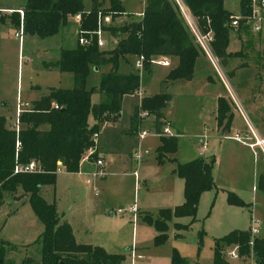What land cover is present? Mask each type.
Segmentation results:
<instances>
[{
	"label": "rangeland",
	"instance_id": "1",
	"mask_svg": "<svg viewBox=\"0 0 264 264\" xmlns=\"http://www.w3.org/2000/svg\"><path fill=\"white\" fill-rule=\"evenodd\" d=\"M145 2L146 0H124L122 6L128 13H141ZM239 2L240 0H225L224 8L232 16H239ZM24 4L25 0H0V115L11 121L14 119V106L18 101L30 103L51 88L73 87V75L70 72L60 71L49 65L59 59L61 49L74 47L75 25H68L59 34L47 38L29 36L22 31L20 37L15 36L18 28L11 23V15L6 9H11L10 13H16V9H22ZM105 4L108 7L109 0H105ZM84 5L88 9L89 0H85ZM181 6L186 11L182 3ZM179 9L184 18L180 7ZM127 15L114 17L110 25L118 26L128 21L129 14ZM192 19L195 21L193 16ZM71 21L75 19L69 18V24ZM102 40L105 42L103 50H112L116 44V39L111 38L108 33L102 34ZM227 50L234 56L227 67H223L213 53L218 64L216 69L202 52L193 74L189 76L190 79L185 77L173 83L165 80V76L176 65L175 59H167L169 68L151 64L150 75L135 69L136 59L132 56L127 59L119 58L116 68L120 74L139 75L140 96L159 92L171 95L172 100L163 112L167 120L175 125L171 133L177 138V151L174 155L177 163L183 164L199 157L215 155L219 174L225 171L224 147L221 144L223 140L220 137L226 130L216 125V114L213 112L217 96H221L229 104L233 103L231 88L235 92L239 89L259 91L258 96L254 97L256 113L264 120V86L259 88L261 82L264 85V22L257 33L246 27L231 31ZM111 69L110 64L100 66L97 71L90 68L86 88L98 87L102 77ZM93 100L97 101V97L94 96ZM131 103L130 98L123 100L120 123L115 125L119 127H110L105 132L108 144L113 143L116 138L123 151H127L129 144L134 143L133 140L125 141L116 136L129 124ZM233 107L235 113L230 112L232 117L227 131L231 130L227 135L232 134L231 131L235 129L243 132L240 137H250L248 123L256 124V119L250 116L245 121L237 111L238 107ZM140 118L148 120L143 129L150 130L142 141L137 140L143 153L142 159L139 163L134 160L126 167H115L114 170L130 175H108L106 180L97 179L93 184H87L85 176L77 178L72 175H59L55 189L51 186L41 188L40 194L44 200L48 203L54 201L58 212L66 218L68 215L72 217L74 227L84 233V241L104 243L107 246L106 249L102 246L105 252L124 257L126 262L123 264H171L173 249L185 260V264H212L214 239H219L234 229L249 230L252 219L260 224L263 230L260 236L264 237V197L259 192L253 193V186L249 184L250 190L244 200L249 205L247 208L229 204L224 192H206L200 197L195 220L191 224L189 218L171 221L168 224L166 240L156 245L154 226L144 220L143 215L147 213L155 217L159 209L168 208L162 205L167 202L168 182L176 165L171 161L172 156L162 163L157 161L156 149L160 144V137L155 135L149 124L153 117L143 114ZM257 123L264 128V121ZM203 144L207 151L201 156L199 153ZM256 152L260 158L259 148H256ZM259 158L256 164H251L247 176L252 177L253 172L259 175L263 170L264 161ZM134 172L137 173L136 178L133 177ZM14 199L16 198L4 199L0 205V240L15 248L7 259L13 264H20L24 257L37 253V246L32 245L36 240H33L36 235L33 231L36 228L38 231L40 227L28 204H20L22 201L16 203ZM133 206L138 211L135 218L128 211ZM118 210L122 212L118 213ZM251 210L252 214L249 212ZM110 213L114 215L111 216ZM174 222H180L184 226L190 224L188 229L177 231L183 235L180 238L174 236ZM200 232L203 233L201 245ZM26 243L30 244L20 246ZM110 243L115 245L110 246Z\"/></svg>",
	"mask_w": 264,
	"mask_h": 264
},
{
	"label": "trees",
	"instance_id": "2",
	"mask_svg": "<svg viewBox=\"0 0 264 264\" xmlns=\"http://www.w3.org/2000/svg\"><path fill=\"white\" fill-rule=\"evenodd\" d=\"M225 0H181L195 19L201 32L211 31V49L223 67H227L234 57L227 51L229 47L230 23L232 14L224 8ZM85 0H25L21 19L18 12L12 13L11 23L17 28L21 24L22 33L38 38L59 34L69 24V18L80 16L76 44L72 49H61L59 59L49 66L73 75L71 89L51 88L46 94L30 102L29 109L19 115V129L15 132L9 121L0 115V205L4 199L25 198L33 215L42 226V231L33 242L37 246L34 256L24 257L20 264H123L124 257L108 254L104 249L76 243L67 221L57 213L54 201L48 203L41 196V188L54 187L56 174L77 173L80 161L86 151L94 146L93 134L99 131L106 121L119 117L124 97L135 95L140 88V77L135 73H117L119 58L144 56V71L150 74V59L168 57L177 60L176 65L166 76L167 81H176L193 74L202 51L184 21L174 0H146L142 17L130 15L128 21L118 26L103 23V32L116 39L112 50H103L97 45L94 32L98 26V13L110 16L124 15L125 10L119 0H89L90 8L85 10ZM251 0H240V15L249 13ZM112 23V22H111ZM88 44L79 45V38ZM110 64L98 87L86 88L90 68L98 69ZM98 94L97 104L91 97ZM172 100L170 94L159 92L142 97L134 107L131 119L132 131L136 133L140 114L153 117L155 133L160 135V145L156 149L157 161L162 163L167 155L177 151V138L161 135L165 126L172 124L165 119L163 110ZM53 104L58 106L57 109ZM230 107L219 97L216 107V125L228 130L232 114ZM95 120L89 126L88 119ZM98 158L95 152L90 160ZM30 161L36 164L32 173H13L15 166H24ZM176 162L175 158H171ZM215 157H199L179 164L173 173L183 180V202L174 208L159 209L155 217L145 213L143 219L150 222L156 231L154 243L162 244L167 238L168 224L173 220L189 218L195 220L200 197L207 191L216 190L213 179ZM256 189L264 196V168L256 182ZM231 205L246 208V205L233 192H226ZM174 223L176 231L188 229ZM175 237H179L176 234ZM203 233L200 232V245ZM249 230H233L212 246V264H232L225 258V251L238 246V255L248 260L252 255L253 264H264V238L255 237L250 246ZM14 247L0 240V264H13L7 256ZM185 260L172 250L171 264H185Z\"/></svg>",
	"mask_w": 264,
	"mask_h": 264
},
{
	"label": "crops",
	"instance_id": "3",
	"mask_svg": "<svg viewBox=\"0 0 264 264\" xmlns=\"http://www.w3.org/2000/svg\"><path fill=\"white\" fill-rule=\"evenodd\" d=\"M89 8H90V5H89ZM89 8L85 9V10L88 11ZM144 8H145V4H144ZM16 10L20 11L21 9H16ZM124 10H125L124 16L127 15V14H129V16L130 15L137 16L139 14H142L143 11H144V9H143V11L141 13L132 14V13H128L125 8H124ZM6 12H8L9 15L12 14V13H10L11 9H6ZM0 13H1V10H0ZM0 18H1V15H0ZM72 24L75 25V29H76L75 30V41H76L77 32H78L77 31L78 30V22H76V20L75 21H71L70 24H68V25H72ZM75 44H76V42H75ZM166 58L167 59H172V60L175 59V58H168V57H166ZM160 67H163V66H160ZM94 71H97V69H95ZM150 74H151V71H150ZM150 74H148V75H150ZM166 76H165V78H166ZM176 81H179V80H176ZM171 82L173 83L175 81H171ZM263 86H264L263 82H261L259 88L261 89ZM256 92L257 91H254V90H242V89L241 90L239 89L238 92H235L231 88V92L230 93H231V98L233 100L232 101L233 103H229L228 106L230 107V110L232 111V113L233 114L235 113L234 112L235 109L233 107V105H234L235 107H238L237 111L242 114V116L244 117L245 121H247L250 116H253L251 118H255L256 119V121H254L256 124H252L249 121H248L249 123L247 122L249 124L248 125L249 126L248 130H249L250 137L248 135H245L244 138L240 137L243 134V132H239V131H237L235 129H233V131H231V132H233L232 134L229 133V135H227V133L231 130L230 129L229 131L224 132L225 134L220 137V139L223 140V142H221V144H223V147H224L225 171H224V173L219 174V172L217 171L218 161H217V158L215 157V155H213L215 157V165H214V168H213V179H214V182H215L216 190L207 191V192H215V193H217L219 191L220 192H224V193H226L228 191L229 192H233L234 194H237V196L244 203L246 202L244 200H246L245 198H246V196H247V194H248V192L250 190V188L248 187L249 184H251V186H253V189H252L253 193L254 192L258 193V191L256 189V182H257V178H258L257 173L253 172L252 173V177H249V176H247V172H248V169H250L251 164H256L259 156H258V154L256 152V148L254 149V151L256 152V155H254L253 150L247 144H244V143H241V142H238V141L232 139V136H234L235 134H238V136L240 138H242V139H245V138L246 139H252L253 141L255 140L254 136L257 139H264V128H262V126L259 127L260 124L257 123L258 121H264V120L260 119L259 116L256 113L257 109H256V106H255L254 97L258 96L257 94L259 93V91L257 93ZM155 94H157V93H155ZM151 95H154V94H151ZM94 96L97 97V101L93 100ZM136 96H137V98H136ZM148 96H150V95H148ZM141 97H146V96L143 95ZM219 97H221V96H217V99ZM99 98L100 97H99L98 94H94L91 97V102L93 104H97L98 101H99ZM127 98H130L131 102H132L131 103V113L129 115V124L127 125V127H124V129L120 131L119 135H116V136L122 137L125 141H128V140H133L134 141V143L129 144L127 151H123L121 149V143L116 138H115V141L113 143H109V144H108V142L106 140V133H105L106 130L108 128H110V127H119V126H115V125L120 123L121 113L119 114V117L116 120L104 122L100 126L99 131H98V145H97L96 152L98 153V158L102 159L104 164H105L104 165V170L107 173L106 176L112 175V176L116 177V176L130 175V174H126V172H123V173L115 172L114 171L115 167H119V168L122 167V166L126 167V165H128L129 163L134 161L135 160L134 153H135L137 147H139L138 144H137V140H138V142L142 141L150 133L149 132L150 130L143 129L145 122H148V120H143V118L138 123V127H137V130H136V133H134L132 131L131 119H132V115H133V110H134V107L139 102L140 97H138L137 94L136 95H130V96L124 97L123 100H126ZM217 99L215 100V109H214V112H213L215 114H216V107H217ZM32 101H34V100H32ZM21 102H23V101H21ZM235 102L237 103L236 105L234 104ZM23 103H27V102H23ZM27 104H30V103H27ZM1 108H2V104L0 105V111L2 110ZM14 110H15V106H14ZM163 114H164V112H163ZM164 117L167 120L165 114H164ZM8 121L11 122V119H8ZM95 123H96L95 120L92 117H89V119H88L89 126H93ZM170 123L172 124L170 129L174 130V128H175L174 123L171 122V120H170ZM149 124L151 125V128H153V130H154L153 120L152 119H151V123L149 122ZM142 131H147L148 134L143 139H140L139 138V133L142 132ZM154 133H155V130H154ZM253 134H254V136H253ZM155 135H157V134L155 133ZM252 140H251V142H253ZM257 148H259V147H257ZM201 150H202V148H201ZM201 150H200V152H201ZM206 151H207V147L205 149V152ZM124 152H126V153H124ZM204 153H203V155H204ZM142 155H143V153H142ZM174 155H167V158L169 156H172L171 158H175ZM209 156H211V155H209ZM141 159H142V157H141ZM259 159L262 162L264 161V157H263L262 153H261ZM175 160H176V158H175ZM92 161L93 160H90L89 163L85 162V163L80 164V170L77 173H66V172L59 171L56 174V182L58 180V176L59 175H70V176L72 175V176L77 177V178L85 176V178L87 179L86 183L87 184H93L96 180L91 179L89 177V175H88L90 172H92L95 169V165L92 163ZM135 162H136V160H135ZM176 163H177V160L175 162V165H176ZM175 167H174V169H175ZM173 170H172V178H170L169 182H168L169 183L168 191L166 193L167 202L165 203V205H162V206H165V207H168V208H171V207L174 208L175 206H178V205L182 204V202L184 200V198H183V187H184L183 180L180 179L179 177H177L173 173ZM121 174H123V175H121ZM134 176L135 175L133 174V177ZM105 177H104V179L103 178H101V179L106 180ZM136 177L137 176H135L134 178H136ZM174 177H176V179H178V180H176ZM56 182H55V185H54V189H55L56 184H57ZM24 199L25 198L22 197V198H19V200L18 199H14V200L16 201V203H20L22 201L20 204L24 205L25 202H26ZM250 205L252 206V203ZM255 206H256V204H255ZM162 209H165V208H162ZM139 212H141V210H139ZM249 212H251V214H252V210L249 211ZM57 213H58V215L60 216V218L62 220L67 221V223L70 225L76 243L84 244V245L96 246V247H100L102 249H104V248L106 249L107 248V246L104 243H92V242L87 243L88 241H84L85 239H82L84 233L80 232L78 229H76L74 227L75 225H74V223L71 220L72 217L70 215H68V218H66L62 213H60L58 211H57ZM137 214H138V211H137ZM110 215L113 216L114 213H110ZM178 220H180V219H178ZM174 223H176V222H174ZM178 223H180V222H178ZM38 224H39L40 228H38V231H37V228H36L35 231H33V233L36 234L33 240H35L38 237V235L41 233V231H42L41 224L39 222H38ZM234 230H237V229H234ZM262 231L263 230L260 227V234L262 233ZM176 234H179V233L175 230L174 236ZM260 234H259V237L264 238L263 236H260ZM155 235H156V231H155ZM155 235H154V237H155ZM181 236H183V235L179 234L178 238H180ZM28 244H30V243L22 244L20 246H24V245H28ZM114 245H115L114 243H110V246H114ZM112 248H115V247H112ZM108 254H112V253H108ZM124 262H126V261L124 260ZM230 262L232 264H249L248 260L241 259V258H239L238 260H235V261H230Z\"/></svg>",
	"mask_w": 264,
	"mask_h": 264
},
{
	"label": "built area",
	"instance_id": "4",
	"mask_svg": "<svg viewBox=\"0 0 264 264\" xmlns=\"http://www.w3.org/2000/svg\"><path fill=\"white\" fill-rule=\"evenodd\" d=\"M119 1L122 2L123 0H119ZM176 2L183 12L184 19H185L189 29L191 30V32L195 38L196 44L199 46L201 51L210 59V61H212V63L216 67V69H218L217 68L218 64L215 61V58H214V55H213V52L211 49V43L213 41L212 32L211 31H208L206 33L201 32L200 29L198 28L196 22L192 19V16L189 13L188 9L184 6V4L181 2V0H176ZM181 3L186 8V11L182 9ZM249 8H250L249 13L247 15H245V16L239 15V16H232L231 17V19H232V21L230 23L231 24L230 25L231 31H238L241 27L249 28L251 31L256 32V33L260 31L262 24L264 22V0H251ZM18 14H19V18L21 19L22 12L18 11ZM142 15L143 14H139L136 17L140 18V17H142ZM74 19L76 20V22H79L80 16L77 15ZM110 22H111L110 16L102 17V15L100 13H98V26H97V30L94 32V35L96 36V39H97V45L100 48H103L105 46V42H104V40H102V34L105 32H103L101 25L103 23L109 24ZM21 31H22V27L20 24L18 27V32L15 33V36L20 37ZM78 42H79L80 46H86V44H88V42L82 37L79 38ZM135 59H136L135 63H134L135 69L138 70L139 72L144 71V61H145L144 56L140 55V56H137ZM149 63L152 65L163 66V67H169V65H170L169 61L167 60L166 57L151 58ZM136 94L138 95V97H141L139 95V92H137ZM53 107L55 109L58 108V106L56 104H53ZM28 109H29V104L23 103L21 101H18L16 103L15 110H14V119L11 121V127L15 132H17L19 129V122H18L19 115L22 112L27 111ZM143 114L146 115L147 113H141L140 117ZM147 134H148L147 131H142L139 133V138L143 139L145 136H147ZM161 135H164L166 137L172 136L171 129L168 125L163 128ZM253 136H254V134H253ZM232 139H234L238 142L247 144L253 150L254 155H256V152L254 151V149L259 147V149H260V151L264 157V139H257L254 136L255 140L253 142H249V140H251V139H246V138L242 139L238 136V134H235L234 136H232ZM92 141L94 143V146L89 148L86 151V153L84 154V156L82 157V159L80 161V164L85 163V162L89 163L91 156L96 152L97 145H98V134L97 133L93 134ZM205 149H206V145L203 144L202 150L200 152L201 156L205 152ZM141 155H142L141 149H140V147H137V149L134 153V158H135L137 163L140 162ZM92 163L95 165V169L88 174L89 177L93 180L104 178L107 173L104 170L103 160L100 158H97V159L93 160ZM35 171H36V164L33 161H30L28 164H26L24 166H15L13 168V173H32ZM133 174L135 176L137 175L136 172H134ZM128 211L132 214L133 218L136 217L137 209L134 206L130 207ZM117 212L121 213L122 211L118 210ZM251 223L252 224L249 228V233H250V237H251L250 246H252L253 239L260 234V224L253 219L251 220ZM224 255L228 261L238 260L240 258L238 255V246H232L231 248H228L225 251ZM248 261H249V264H253L252 255L248 258Z\"/></svg>",
	"mask_w": 264,
	"mask_h": 264
},
{
	"label": "water",
	"instance_id": "5",
	"mask_svg": "<svg viewBox=\"0 0 264 264\" xmlns=\"http://www.w3.org/2000/svg\"><path fill=\"white\" fill-rule=\"evenodd\" d=\"M187 79L189 80V79H190V77H187Z\"/></svg>",
	"mask_w": 264,
	"mask_h": 264
}]
</instances>
